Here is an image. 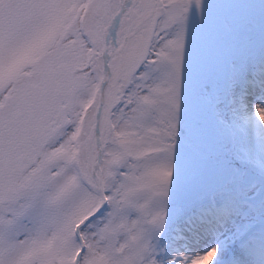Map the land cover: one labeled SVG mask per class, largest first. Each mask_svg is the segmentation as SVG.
<instances>
[{
  "label": "snow or ice",
  "instance_id": "6c2138e0",
  "mask_svg": "<svg viewBox=\"0 0 264 264\" xmlns=\"http://www.w3.org/2000/svg\"><path fill=\"white\" fill-rule=\"evenodd\" d=\"M0 264H264V0H0Z\"/></svg>",
  "mask_w": 264,
  "mask_h": 264
}]
</instances>
